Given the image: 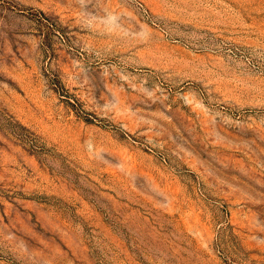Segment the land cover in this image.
Wrapping results in <instances>:
<instances>
[{
	"label": "rangeland",
	"instance_id": "374dc122",
	"mask_svg": "<svg viewBox=\"0 0 264 264\" xmlns=\"http://www.w3.org/2000/svg\"><path fill=\"white\" fill-rule=\"evenodd\" d=\"M0 264H264V0H0Z\"/></svg>",
	"mask_w": 264,
	"mask_h": 264
}]
</instances>
